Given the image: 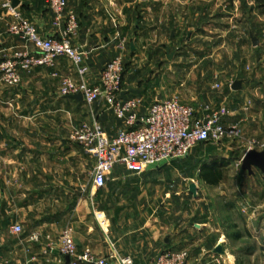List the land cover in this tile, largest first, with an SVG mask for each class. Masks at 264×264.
I'll list each match as a JSON object with an SVG mask.
<instances>
[{
	"label": "crops",
	"instance_id": "crops-1",
	"mask_svg": "<svg viewBox=\"0 0 264 264\" xmlns=\"http://www.w3.org/2000/svg\"><path fill=\"white\" fill-rule=\"evenodd\" d=\"M18 1L16 10L41 37L59 35L63 26L54 24L47 0ZM66 1L79 26L73 45L86 52L87 82L98 84L106 64L120 56L124 64L122 90L129 92L125 99H141L140 117L152 104L146 99L149 91L138 82L142 73L130 71L135 60L143 57L151 63L169 62L168 30H176V43L184 37V44H188L203 33L201 24L211 17L209 10L197 6V0L177 1L175 15L166 11V0ZM10 23L0 0V61L26 51L24 42L8 33ZM170 36L173 42V34ZM28 51L33 49L28 47ZM172 53L176 60L184 55L180 48ZM207 58L198 55L195 63H206ZM65 78L75 79V73L66 60L59 59L53 68L22 73L15 88L0 86V264H57L59 238L67 227L72 229L79 249L90 248L108 257L111 264H116L118 257H129L134 264H153L164 252L184 249L200 264H235L225 256L226 234L212 228V218L201 215L197 201L203 191L218 185H207L198 178L199 185L183 178L186 183L177 186L172 205L166 167L133 176L117 166L100 191L93 189L91 180L81 179L85 167L92 172L94 161L69 140L73 126L70 113L83 102L60 95ZM215 80L212 86L220 83V90L211 86L212 97L200 95L199 101L227 105L229 116L224 125L241 130L242 140L237 143L245 147L244 156L248 142H264V93H259L243 72L226 85ZM237 82L241 86L235 91L232 87ZM91 116L110 137L124 129L106 111L103 99L91 106ZM189 157L190 153L181 162ZM219 157L210 154L213 161L223 159ZM260 175L264 181V174ZM253 177L257 178L255 172L251 176L247 173L248 180ZM191 185L196 186L194 193ZM15 224L26 230L21 235L12 234L10 228ZM33 233L39 235L38 242H29ZM217 248L222 252L217 253Z\"/></svg>",
	"mask_w": 264,
	"mask_h": 264
},
{
	"label": "built area",
	"instance_id": "built-area-1",
	"mask_svg": "<svg viewBox=\"0 0 264 264\" xmlns=\"http://www.w3.org/2000/svg\"><path fill=\"white\" fill-rule=\"evenodd\" d=\"M47 7L54 24H61L63 28L58 36L43 38L20 12L11 7V0H2V8L11 18L8 33L24 42L26 51L14 52L0 61V81L9 87H17L22 73L53 68L59 59H64L74 70L75 79L62 80L60 95L68 97L80 94L87 106L104 100L106 111L120 121L124 129L110 137L93 116L70 135V140L80 145L94 161L91 172L93 189L103 190L117 166L133 176H140L151 168L166 167L184 159L199 144L242 140L243 135L238 127L224 125V120L229 116L225 104L214 106L206 103L195 108L176 99H163L152 104L140 117L141 99H120L124 73L120 56L106 64L98 84H89L84 66L86 52L72 42L79 29L75 13L68 10L66 0H47ZM28 47L33 51H28ZM213 88L220 90L221 84L215 83ZM247 148V151L264 150V144L251 141L247 143ZM10 232L21 235L23 228L15 224ZM39 238L38 234L33 233L28 240L38 242ZM59 241L57 264H111L108 257L95 254L90 248L79 249L70 227L61 233ZM116 262L134 264L129 257H118ZM153 264H200V261L193 260L184 249L164 252L154 259Z\"/></svg>",
	"mask_w": 264,
	"mask_h": 264
},
{
	"label": "rangeland",
	"instance_id": "rangeland-1",
	"mask_svg": "<svg viewBox=\"0 0 264 264\" xmlns=\"http://www.w3.org/2000/svg\"><path fill=\"white\" fill-rule=\"evenodd\" d=\"M177 1L182 0L165 1L169 15H175L174 13L177 12ZM196 3L203 11L209 10L211 17L206 18L201 24V28L206 30L201 29L203 32L201 35L184 44L186 42L184 37L175 42L176 30L171 27L165 41L171 48L168 53L169 62L151 63L139 57L130 70L134 75L142 73L138 82L142 88L149 91L147 102L154 104L163 99H176L183 104L198 108L205 104V101H199L200 95L208 94L212 97V89H214L212 85L215 79H220V82L226 85L240 72L245 73L248 82L263 94L264 15H261L256 8L255 1L197 0ZM155 7L157 9L158 5L156 4ZM170 34H173V42ZM253 40H256V46H253ZM153 46L154 43L152 48ZM176 48H180L184 54L181 59L176 60L175 54L172 53ZM198 55L208 57L206 63H195ZM158 76L159 78H156ZM0 86L15 88L1 81ZM214 96L218 100L219 95ZM70 117L73 125L72 133L81 123L92 119L91 106L83 103L73 108ZM262 119L264 122V116ZM71 143L81 148L77 143L73 141ZM259 143L264 144V142ZM244 151L246 150L242 143L231 140L195 146L186 161L180 160L166 166L169 201L174 205L176 197L173 194L177 193V186L186 183L183 178H191L195 184L200 185L198 178L202 168L215 165L222 172L223 180L217 187L201 193V197L197 200L199 208L202 209L201 215L211 217L212 228L226 234L225 246L228 252L225 256L231 260L230 263L264 264V181H260V172L255 169L253 172L257 174V178L247 179V172H243L240 165ZM213 153L219 154L221 156L219 158L223 159L213 161L210 159V154ZM84 169L81 179L91 180L88 168ZM184 204L178 203L179 206ZM22 228L23 231L26 230L25 226ZM237 235L240 236L239 239H235ZM229 252L231 258L228 256Z\"/></svg>",
	"mask_w": 264,
	"mask_h": 264
},
{
	"label": "water",
	"instance_id": "water-1",
	"mask_svg": "<svg viewBox=\"0 0 264 264\" xmlns=\"http://www.w3.org/2000/svg\"><path fill=\"white\" fill-rule=\"evenodd\" d=\"M19 5V1L18 0H11V7L13 9H16ZM253 46L257 45L256 40H253ZM133 48V46H132ZM170 59V57H169ZM241 84L240 83H235L232 87L233 90H239ZM129 94V92L126 93H122L120 99L121 100H125L126 95ZM70 100H74V101H78V102H82V96L80 94L75 95V96H68L66 97ZM241 169L244 172H247L249 175H253V169L258 170L260 173L264 174V150L261 152H258L256 150H249L245 153V155L243 156L242 160H241ZM196 190V186L195 185H191L190 186V191L191 192H195ZM217 253L222 252L221 248H217Z\"/></svg>",
	"mask_w": 264,
	"mask_h": 264
},
{
	"label": "trees",
	"instance_id": "trees-1",
	"mask_svg": "<svg viewBox=\"0 0 264 264\" xmlns=\"http://www.w3.org/2000/svg\"><path fill=\"white\" fill-rule=\"evenodd\" d=\"M256 8L260 11L261 15H264V0H254ZM204 144V143H202ZM200 180L210 186H217L223 180V174L218 170L215 165L204 166L199 176ZM240 236H236L235 239H239Z\"/></svg>",
	"mask_w": 264,
	"mask_h": 264
}]
</instances>
